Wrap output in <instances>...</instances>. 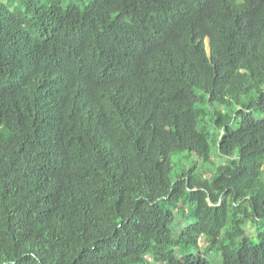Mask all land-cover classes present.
Segmentation results:
<instances>
[{
  "label": "trees",
  "instance_id": "1",
  "mask_svg": "<svg viewBox=\"0 0 264 264\" xmlns=\"http://www.w3.org/2000/svg\"><path fill=\"white\" fill-rule=\"evenodd\" d=\"M213 251L264 264V0H0V264Z\"/></svg>",
  "mask_w": 264,
  "mask_h": 264
},
{
  "label": "rangeland",
  "instance_id": "2",
  "mask_svg": "<svg viewBox=\"0 0 264 264\" xmlns=\"http://www.w3.org/2000/svg\"><path fill=\"white\" fill-rule=\"evenodd\" d=\"M218 162V161H217ZM178 224L179 226H184L186 224L185 221H178ZM253 224H251L250 222L246 225V233L247 235H249L251 237V239L254 241V242H257V238L253 235L254 234V230H253ZM180 228V227H179ZM175 230L177 231V228H175ZM175 233V232H174ZM205 245V242L203 240H201L200 242V249H202ZM202 247V248H201ZM197 253V251H195V254ZM220 258H218L215 254V252H211L210 255H209V264H214V263H217L219 261Z\"/></svg>",
  "mask_w": 264,
  "mask_h": 264
}]
</instances>
